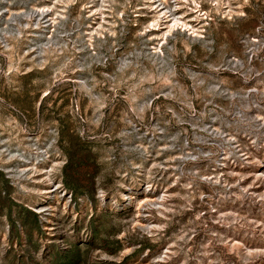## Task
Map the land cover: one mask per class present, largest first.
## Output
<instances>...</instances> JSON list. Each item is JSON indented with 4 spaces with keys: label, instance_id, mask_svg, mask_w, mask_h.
Wrapping results in <instances>:
<instances>
[{
    "label": "rangeland",
    "instance_id": "obj_1",
    "mask_svg": "<svg viewBox=\"0 0 264 264\" xmlns=\"http://www.w3.org/2000/svg\"><path fill=\"white\" fill-rule=\"evenodd\" d=\"M0 264H264V0H0Z\"/></svg>",
    "mask_w": 264,
    "mask_h": 264
},
{
    "label": "bare ground",
    "instance_id": "obj_2",
    "mask_svg": "<svg viewBox=\"0 0 264 264\" xmlns=\"http://www.w3.org/2000/svg\"><path fill=\"white\" fill-rule=\"evenodd\" d=\"M162 4L159 6H154V11L158 14V15H163L168 19V23L170 24L168 26L169 30H173L174 28L178 27L180 24H182V26H187L186 23L182 22L181 18H176V15H169L170 13L167 11H165V7L161 8ZM169 15V16H167Z\"/></svg>",
    "mask_w": 264,
    "mask_h": 264
}]
</instances>
